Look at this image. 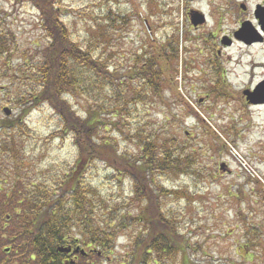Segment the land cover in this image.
Masks as SVG:
<instances>
[{"label":"rangeland","instance_id":"rangeland-1","mask_svg":"<svg viewBox=\"0 0 264 264\" xmlns=\"http://www.w3.org/2000/svg\"><path fill=\"white\" fill-rule=\"evenodd\" d=\"M257 5H264V0L63 2L67 9L65 19L74 24V37L80 43L87 41L88 26L92 25L89 15L97 20L105 19L110 13L129 15L127 28L117 33L111 31L108 36L110 42L104 50V57L113 59L114 65L129 67L131 58L137 53L144 56L150 49L156 53L164 42L168 43L169 35L172 40L176 37L173 33L179 26L180 57L165 73L168 85L161 96L131 107L133 117L123 123L125 134L119 135L120 132L111 130L102 131L101 135L116 139L121 152L136 155L138 146L127 140L126 134L129 130L132 133L135 126L142 127L159 134L162 139L176 138L180 146H186L194 155L192 172L160 175L153 182L152 189L156 196L162 194L159 203L177 223L179 232L189 240L190 257L195 264H264V106L250 109L245 104V85L253 80L245 64L253 60L252 53L240 44L227 48L219 43L225 36L230 37L238 29L239 21L249 17ZM189 6L206 15L208 22L203 28L195 30L188 21ZM242 6L246 7L245 11H241ZM0 17L10 26L26 56H30L28 51L32 53L48 44L38 11L32 5L16 6L12 0H0ZM216 29L218 34L214 39L212 34ZM259 47L250 52H259L255 57L264 62V48ZM217 64L225 71V76L222 75L220 82L221 91L212 95L209 93L212 85L216 89L219 87ZM199 69L206 70V74L198 76ZM208 74L211 75L207 77ZM11 85L9 77L0 80V118H5V107L13 110L10 118H16L21 112V108L13 105L11 92L2 88H11ZM220 93L223 94L220 96ZM76 101L73 100L74 108L84 116V104ZM57 120L47 105L32 111L26 120L29 137L22 139L25 150L21 148L18 159H0V165L4 167L0 179L18 169L17 163L21 162L27 167L31 165L29 170L20 169L21 176L35 180L49 170L61 173L75 166L78 149L69 138L55 139L54 133L59 127ZM85 169L86 183H92L109 201L108 205L122 208L134 218L140 207L146 204V201L138 203L134 181L124 177L120 184L113 180L114 173L104 162L93 163L91 171L89 165H85ZM248 170L260 178L252 177ZM145 179L150 187L151 178ZM118 186L124 190L120 191ZM0 188L8 189L1 183ZM139 233L136 224L122 230L113 261L103 262L95 258V264L130 261L129 257L135 252L133 242ZM251 233L260 236L258 247H252ZM180 258L178 255L170 264H181Z\"/></svg>","mask_w":264,"mask_h":264},{"label":"trees","instance_id":"trees-1","mask_svg":"<svg viewBox=\"0 0 264 264\" xmlns=\"http://www.w3.org/2000/svg\"><path fill=\"white\" fill-rule=\"evenodd\" d=\"M12 1L16 6L35 7L48 44L26 56L0 17V80L11 79L12 87L2 88L11 92L13 105L21 108L16 118H0V159H18L26 147L22 139L29 137L26 120L42 105L49 106L58 119L55 139H71L78 159L70 171L49 170L38 180L22 177L20 169L29 170L31 165L17 163L18 169L0 179L8 188H0V264H95V258L110 262L119 233L132 224L140 233L133 242L135 252L123 264H170L178 255L181 264H195L189 240L159 203L162 194L156 196L152 189L160 175L192 172L194 155L176 138L162 139L142 127L126 134L138 146L136 155L121 152L116 139L101 135L111 130L125 134L123 123L132 119L131 107L161 96L168 85L165 73L180 57L179 26L173 33L176 37L172 40L169 35L168 43L156 53L151 49L144 56L137 53L125 67L104 57V50L111 31L127 28L129 15L110 13L102 20L89 15L92 25L87 41L80 43L74 37V24L65 19L64 0ZM73 100L84 104V116L76 111ZM98 161L111 168L118 183L124 177L134 181L138 203L146 201L137 216L108 205L95 186L86 183L85 165L91 171ZM0 173H4L2 165ZM146 177L151 178L150 187ZM249 237L252 247H258L260 236L251 233ZM61 248L71 252L61 253ZM72 248L78 260L69 259ZM81 250L88 258L79 255Z\"/></svg>","mask_w":264,"mask_h":264},{"label":"flooded vegetation","instance_id":"flooded-vegetation-1","mask_svg":"<svg viewBox=\"0 0 264 264\" xmlns=\"http://www.w3.org/2000/svg\"><path fill=\"white\" fill-rule=\"evenodd\" d=\"M188 1L193 2L194 0H188ZM242 7L243 9L241 11H245L246 7L245 6H242ZM193 10H196V9H193L191 6L188 7V10H187L188 18L192 14ZM246 13H250V11H246ZM203 27L204 25L199 26L194 29L199 30ZM215 31L216 33H213L212 36L214 35L213 38L217 39L218 29H216ZM227 36H225L226 38L220 40L219 43L227 48H231L235 44H240L241 46L245 47L250 54L252 53L251 55L253 56V60H251L250 63L245 64L246 67L249 68L248 75L251 76L253 79V80H250L249 83H247V85H245L246 87L243 92V95L245 97L244 99L246 102L245 103L246 106L248 105L250 109L264 106V102H261L264 100V75L263 77L259 78L262 74H264V62L262 61V59H258L255 57V56L257 57L259 56V52H255V53L250 52V50L252 49L258 50V46H260L259 48H264V5H257L256 9H254L253 13H251L249 17H246L244 20L239 21L238 29L235 30L233 34L230 35V37H227ZM257 61H260V63L262 64H258ZM213 65H214V62L212 61V68L209 69L211 73L213 71ZM215 70L217 74V80H218L217 83H219V87L218 89H216V87L212 85L209 91V93H212V95H216V93H219L217 90H220V87H221L220 82L222 79V75H224V72H225V71H222L221 68L219 69V64L216 65ZM203 74H206V70L199 69L198 76L203 75ZM210 75L211 74H208L207 77ZM203 78L204 77H202L201 80H203ZM222 94L223 93H220L219 95L221 96ZM73 251H74V248H72V253L69 254L68 256L69 259L72 261H74V258L78 260L79 257L78 256L76 257ZM84 257H87V256H84Z\"/></svg>","mask_w":264,"mask_h":264},{"label":"water","instance_id":"water-1","mask_svg":"<svg viewBox=\"0 0 264 264\" xmlns=\"http://www.w3.org/2000/svg\"><path fill=\"white\" fill-rule=\"evenodd\" d=\"M206 22V18L205 16H203L202 14H200L199 12H194L191 14V23L194 27H198L199 25H203L204 23ZM261 102H264L261 101ZM4 112L7 114V115H10L11 114V111L8 109V108H5L4 109ZM61 253H70L71 252V249H60L59 250ZM84 253V252H82Z\"/></svg>","mask_w":264,"mask_h":264}]
</instances>
